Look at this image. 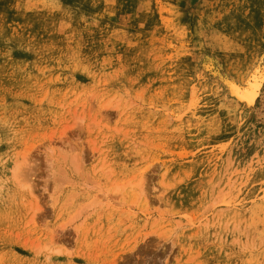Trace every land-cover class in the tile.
Returning a JSON list of instances; mask_svg holds the SVG:
<instances>
[{
  "label": "rangeland",
  "instance_id": "obj_1",
  "mask_svg": "<svg viewBox=\"0 0 264 264\" xmlns=\"http://www.w3.org/2000/svg\"><path fill=\"white\" fill-rule=\"evenodd\" d=\"M0 264H264V0H0Z\"/></svg>",
  "mask_w": 264,
  "mask_h": 264
},
{
  "label": "bare ground",
  "instance_id": "obj_2",
  "mask_svg": "<svg viewBox=\"0 0 264 264\" xmlns=\"http://www.w3.org/2000/svg\"><path fill=\"white\" fill-rule=\"evenodd\" d=\"M256 73H257V71H254L251 74V81H249L250 84L247 85L248 87L244 90L242 89V92H244V93H242L243 96H245V98H249L248 102H250L252 99H254L257 96L259 88H260L262 80H263L262 73H258V74H256ZM237 89L238 88H236V90Z\"/></svg>",
  "mask_w": 264,
  "mask_h": 264
}]
</instances>
